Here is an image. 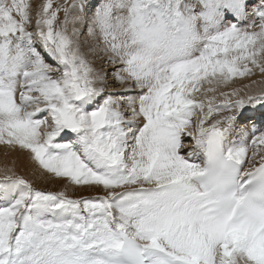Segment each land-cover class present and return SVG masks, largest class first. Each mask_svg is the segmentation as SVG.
Wrapping results in <instances>:
<instances>
[{
  "label": "snow or ice",
  "instance_id": "snow-or-ice-1",
  "mask_svg": "<svg viewBox=\"0 0 264 264\" xmlns=\"http://www.w3.org/2000/svg\"><path fill=\"white\" fill-rule=\"evenodd\" d=\"M85 7L0 0V145L65 189L4 172L0 264H264V0Z\"/></svg>",
  "mask_w": 264,
  "mask_h": 264
},
{
  "label": "bare ground",
  "instance_id": "bare-ground-1",
  "mask_svg": "<svg viewBox=\"0 0 264 264\" xmlns=\"http://www.w3.org/2000/svg\"><path fill=\"white\" fill-rule=\"evenodd\" d=\"M255 0H248V3H251V2H254ZM91 2V4H89ZM92 2H96L98 3L99 0H87V1H82L81 3H85V5H87V7H85L84 9V15L86 16H91L92 12H93V4ZM260 2V1H259ZM89 5H88V4ZM250 8V6L248 7ZM252 13V16H253V12ZM248 14H250V12H248ZM252 18L251 15H249V18L250 19ZM255 18V17H254ZM231 19V17L229 18ZM253 19V18H252ZM252 21V20H251ZM250 21V22H251ZM242 22V21H241ZM240 22V23H241ZM247 23V20H244L243 21V26H247L248 24ZM110 70V68H109ZM262 79L261 80H258L260 82H256L255 84H252V81L251 79H244V83L243 84H252V88L249 90L250 92H253L254 90H256L258 87H264V77L262 76L261 77ZM258 79V78H257ZM260 79V78H259ZM247 80H250L249 83H247L246 81ZM110 82L113 83V85H108L109 86H117L116 89H114V92H117V93H120V91H123V87H120V85L118 84H115V82L111 79L108 80ZM254 81V80H253ZM237 85V83H236ZM241 85V84H239ZM107 87V88H108ZM258 88V89H259ZM225 90V89H224ZM107 91V90H106ZM111 91H113V89H111ZM256 109V108H255ZM244 119H241L240 123L243 122ZM264 121V120H263ZM238 124L237 127H240L241 124ZM244 127V126H242ZM3 146V145H1ZM4 148L7 147V146H3ZM28 163H30V165H28ZM4 167V168H3ZM29 167V168H28ZM38 166L35 164L34 161H32L29 157V154L25 151H20L19 149H13L12 152H10L9 154L5 155L2 159V162H0V177L1 175L3 174V172H5L6 170L11 172V173H15L16 175H20L22 176L23 178H25L26 180H28L29 182H31L32 184H35V185H44L47 183H51V182H48V180H50L49 178L48 179H45V175L46 174H41L42 171L37 168ZM36 168V169H35ZM30 170H35V173L32 174ZM32 174V175H31ZM28 178V179H27ZM61 181L59 182H54V185H58L60 184ZM60 186V185H59ZM76 191H77V195H76V198L80 197V196H84V195H87V194H94V193H97L99 190H92V189H88V188H84V187H76ZM60 189V188H59ZM63 190V189H62ZM78 196V197H77Z\"/></svg>",
  "mask_w": 264,
  "mask_h": 264
},
{
  "label": "rangeland",
  "instance_id": "rangeland-1",
  "mask_svg": "<svg viewBox=\"0 0 264 264\" xmlns=\"http://www.w3.org/2000/svg\"><path fill=\"white\" fill-rule=\"evenodd\" d=\"M84 2V1H87V0H67V3L68 4H71V3H73V2H76V3H81V2ZM260 1V2H259ZM31 2H32V4H33V6H34V8L35 7H38V5L40 4V3H42L43 2V0H31ZM54 3L55 4H63V3H65V0H54ZM93 4H97L96 2H92ZM261 3V0H255L254 2H251V3H248L249 4V6H250V8H248V12H250V14L249 15H251V17L253 18V19H255L254 18V16H252V13L251 12H253V8L254 7H257V6H259V4ZM85 4V3H84ZM88 4V3H87ZM89 4H91V2L89 3ZM88 4V5H89ZM88 8V7H87ZM63 18H64V13H63V11H61V13H60V19L61 20H63ZM252 18H250V19H247V23L246 24H249L250 23V21L251 20H253ZM242 23V22H241ZM257 23H258V21H257ZM69 27H71V25L69 26ZM243 27H245V26H243ZM255 30H258V29H255ZM99 65H100V61H96L95 62V66L96 67H99ZM264 77V74H262V73H260L259 72V70L258 69H254V75H252V76H250V77H245L246 79H251V81H255V82H260V81H258V80H261L262 78L261 77ZM245 78H243V79H238L237 80V86H240L239 84H243L244 83V79ZM258 78V79H257ZM260 78V79H259ZM110 79V78H109ZM264 79V78H263ZM247 83H249L250 82V80H247L246 81ZM108 85H113V83L112 82H110V81H108ZM120 87H122V86H119V88ZM117 88V86H109L106 90V92H114V89H116ZM259 88V87H258ZM256 89V90H254L253 92H251V93H253V94H255V93H257V92H259L261 89H264V87H260L259 89ZM111 89H113V91H111ZM225 90H229V89H225ZM117 92H119V91H117ZM120 92H123V91H120ZM257 107H259V106H257ZM251 109H253V108H249L246 112H248V111H250ZM259 127H261L262 128V130H264V126H259ZM246 131H250L251 130V128H244ZM237 130H239V129H237ZM4 146V145H3ZM3 146H1L0 145V162H2V159H3V157L5 156V155H7V154H9L10 152H12V148H9L8 146L7 147H3ZM28 165H30V163H28ZM4 168V167H3ZM29 168V167H28ZM38 168V167H37ZM36 169V168H35ZM31 171V173L32 174H34L35 173V170H30ZM3 174H4V172H3ZM3 174L1 175V177L0 178H2V176H3ZM31 174V175H32ZM41 174H43V173H41ZM20 176V175H19ZM28 179V178H27ZM50 179V178H49ZM48 182H51V183H49V184H45V186L44 185H35V184H33V186L35 187V188H38V189H40V190H44V191H61L62 189L63 190H65L64 189V182L63 181H61L60 182V184H58V185H54V182H59V181H57V180H54V179H50V180H48ZM60 185V186H59ZM60 188V189H59ZM76 186H73L72 188H68L67 189V193H68V195H70V196H72V197H74V198H76V195H77V191H76ZM103 193L102 192H100V191H98L97 193H94V194H87V195H84V196H89V197H91V196H96V195H102ZM78 197V196H77ZM81 197V196H80Z\"/></svg>",
  "mask_w": 264,
  "mask_h": 264
}]
</instances>
